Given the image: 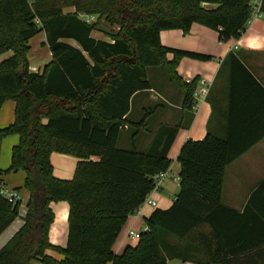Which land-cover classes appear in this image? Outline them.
Masks as SVG:
<instances>
[{
	"label": "trees",
	"instance_id": "trees-1",
	"mask_svg": "<svg viewBox=\"0 0 264 264\" xmlns=\"http://www.w3.org/2000/svg\"><path fill=\"white\" fill-rule=\"evenodd\" d=\"M252 2L0 0V55L12 53L0 63V108L15 103L14 122L0 130V144L8 136L18 137L5 172L23 171L29 192L23 225L0 249V264H166L162 251L195 250L194 230L202 224L214 229L225 168L254 143L234 144L230 137L209 133L201 141L184 143L177 156L179 191L173 203L165 210L154 209L144 219L147 230L136 244L117 256L112 247L128 217L153 191V177L170 168L168 152L178 129L160 126L142 152L120 149L117 142L131 123V97L150 89L149 68L165 70L169 81L184 91V105L190 106L196 84H185L176 67L183 57H208L165 48L159 33H187L192 24H199L216 31L219 42L239 40L251 18ZM202 3L216 7L204 9ZM65 7L74 11L64 13ZM260 10L264 13V0ZM81 15L97 19L87 23ZM102 20L117 27L108 33L111 43L91 37ZM40 32L52 59L33 73L28 41ZM64 40H73L78 48ZM169 53L171 61L166 59ZM135 127L144 130L145 119ZM53 153L78 160L71 180L53 176ZM51 202L68 206L63 249L48 241L54 218ZM18 208L0 197V235L17 218ZM207 241L211 248V237ZM52 248L62 255L61 261L45 255Z\"/></svg>",
	"mask_w": 264,
	"mask_h": 264
},
{
	"label": "crops",
	"instance_id": "crops-1",
	"mask_svg": "<svg viewBox=\"0 0 264 264\" xmlns=\"http://www.w3.org/2000/svg\"><path fill=\"white\" fill-rule=\"evenodd\" d=\"M261 3L262 0H253L251 18L239 40L219 42L216 31L199 24H192L187 33L177 29L159 33L163 47L208 58L183 57L176 67L177 75L185 84H196L190 106L184 105V91L171 83L166 71L158 67L147 70L150 89L131 97L127 115L131 123L120 132L118 148L145 151L160 126L175 127L178 132L168 152L170 168L158 189L149 194L157 206L141 205L128 217L112 247L114 255L118 256L126 246L136 244L137 240L125 236L128 229L143 231L146 228L144 219L154 209L165 210L171 206L179 191L177 156L182 145L187 141H201L209 133L223 139L230 137L234 144H254L225 168L221 207L212 217L214 229L202 224L194 230V251L190 248H186L188 251H162V256L166 264H264V13L260 10ZM215 7L201 4L204 9ZM82 19L94 23L97 17L83 15ZM103 22L97 24L91 37L111 43L110 30L103 26ZM40 33L46 44L45 34ZM63 42L78 48L73 40ZM230 54L234 58L229 57ZM11 55V52L0 55V63ZM172 58V53L166 55L168 61ZM51 59L50 54L47 62L32 65L27 57L29 71H42ZM202 79L208 82L207 94L194 97ZM14 110L12 101L1 106L0 130L14 122ZM142 119H145L146 128L137 131L135 125ZM17 143L18 137L11 135L0 144V170L4 172L0 174L1 186L15 191L21 198L17 218L0 235V249L22 227L29 198V192L24 188L25 173L5 172L10 165L11 150ZM77 161L68 155L51 154L53 176L71 180ZM170 186L177 189L172 197L166 194ZM49 208L54 217L48 233L49 244L63 249L67 239L68 206L65 202H51ZM210 237L211 248L207 241ZM168 241L180 246L178 241ZM54 248L45 250V255L61 261L62 255ZM215 256L219 260L213 261ZM220 259L226 260L225 263ZM31 264L40 263L34 261Z\"/></svg>",
	"mask_w": 264,
	"mask_h": 264
},
{
	"label": "built area",
	"instance_id": "built-area-1",
	"mask_svg": "<svg viewBox=\"0 0 264 264\" xmlns=\"http://www.w3.org/2000/svg\"><path fill=\"white\" fill-rule=\"evenodd\" d=\"M208 91V82L205 79H202L200 81V87L197 91V93H194V97H197L199 95L205 96ZM166 176V172L159 173L158 175L153 177L154 180V189L153 191H156L158 187L160 186L161 180ZM174 181H177L174 179ZM0 197L5 199L9 204L16 205L20 202V196L12 190H9L8 188L0 186ZM149 205L152 208H155L157 206L155 201L150 200L149 195L145 198L144 202L141 205ZM147 228H145L141 232L134 231L132 229H128L125 233V236L129 239L138 240L140 238V235L142 232H145Z\"/></svg>",
	"mask_w": 264,
	"mask_h": 264
},
{
	"label": "rangeland",
	"instance_id": "rangeland-1",
	"mask_svg": "<svg viewBox=\"0 0 264 264\" xmlns=\"http://www.w3.org/2000/svg\"><path fill=\"white\" fill-rule=\"evenodd\" d=\"M73 11H74V9L72 7H65L63 9L64 13H69V12H73ZM81 17H83V15H81ZM103 23H104L103 26L106 29H109L112 33L117 31L116 26L109 25L106 22H103ZM43 42H44V36L41 33L34 36L31 39V41L29 42V44H28L29 50H28L27 57L29 59L30 64H32V65L42 64V63L47 62V60L50 58L49 49H48L47 45L44 44ZM38 72H40V71H38ZM4 166L5 165L2 163V168H5ZM2 173H4V172H2ZM176 192H177V189L174 186H170L168 188V192L166 194L169 195L170 197H172L173 195L176 194Z\"/></svg>",
	"mask_w": 264,
	"mask_h": 264
}]
</instances>
